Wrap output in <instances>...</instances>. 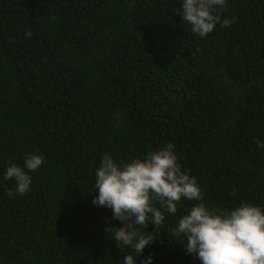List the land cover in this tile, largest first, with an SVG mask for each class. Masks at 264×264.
<instances>
[{"label": "trees", "instance_id": "obj_1", "mask_svg": "<svg viewBox=\"0 0 264 264\" xmlns=\"http://www.w3.org/2000/svg\"><path fill=\"white\" fill-rule=\"evenodd\" d=\"M180 4L0 0V264L135 255L106 233L122 226L111 209L92 203L105 153L123 164L172 143L210 210L264 209V0H226L204 38ZM30 153L44 162L21 196L4 174ZM197 203L154 204L165 220L141 229L155 237L136 264H201L171 234Z\"/></svg>", "mask_w": 264, "mask_h": 264}, {"label": "clouds", "instance_id": "obj_2", "mask_svg": "<svg viewBox=\"0 0 264 264\" xmlns=\"http://www.w3.org/2000/svg\"><path fill=\"white\" fill-rule=\"evenodd\" d=\"M180 5L173 11L191 26L193 33L204 38L220 21L215 9L224 7L226 0H181ZM230 24L224 19L220 26ZM258 147H264V142ZM43 162V156L30 153L25 156L24 168L8 166L4 179L14 180L15 192L23 196L30 189L28 172H35ZM95 175L98 194L92 203L111 209L112 218L122 224L106 227V233L112 234L118 248L126 247L135 253L125 255L123 264H136V257L153 242L152 232L141 229L149 223L160 228L165 220L160 208L176 214L182 198L199 202L172 229V236L185 238L182 246L186 254L196 256L201 264H264V209L242 203L227 212L210 210L203 203L196 179L181 170L172 143L123 164L105 153ZM7 195L13 197L14 193L9 189ZM157 203L160 208L154 206ZM152 261L153 255L149 254L140 264Z\"/></svg>", "mask_w": 264, "mask_h": 264}]
</instances>
